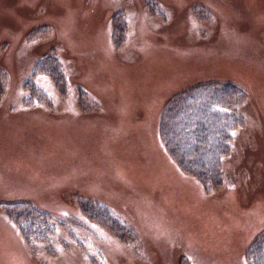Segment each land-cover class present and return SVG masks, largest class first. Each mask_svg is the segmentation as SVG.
<instances>
[{"label":"rangeland","instance_id":"rangeland-1","mask_svg":"<svg viewBox=\"0 0 264 264\" xmlns=\"http://www.w3.org/2000/svg\"><path fill=\"white\" fill-rule=\"evenodd\" d=\"M213 83L241 125L211 190L160 124ZM19 239L24 264H264V0H0V257Z\"/></svg>","mask_w":264,"mask_h":264},{"label":"trees","instance_id":"trees-1","mask_svg":"<svg viewBox=\"0 0 264 264\" xmlns=\"http://www.w3.org/2000/svg\"><path fill=\"white\" fill-rule=\"evenodd\" d=\"M237 96L241 97L230 84H200L171 100L162 113L160 138L167 153L187 175L195 176L211 190L220 184L213 177L223 168V159L232 150L233 131L241 125L235 115L241 101ZM170 118V122H165ZM8 214L24 241L40 246L37 243L44 241L41 236L48 237V230L37 229L11 212Z\"/></svg>","mask_w":264,"mask_h":264},{"label":"bare ground","instance_id":"bare-ground-1","mask_svg":"<svg viewBox=\"0 0 264 264\" xmlns=\"http://www.w3.org/2000/svg\"><path fill=\"white\" fill-rule=\"evenodd\" d=\"M188 177V176H187ZM189 178V177H188ZM191 179V178H190ZM110 233V232H109ZM67 234V233H66ZM67 236H69V234H67ZM12 237L14 238V239H16L15 238V235H14V233H13V235H12ZM22 243V245H24L23 247H22V245L20 244V242ZM26 244H27V242L26 241H24ZM23 242V240L22 239H19L18 241H17V243H18V245H19V247H20V250H18L17 252L16 251H14V252H12L11 253V249H7L9 252H10V254L8 253L7 255H4V256H1L0 257V264H24V263H27V260L29 259V254H28V252L30 253L31 251L29 250V247H26V245H25V243ZM112 242L114 243V245H112V247H114L115 246V248H114V251H116V250H118L119 249V246H120V241H119V239H116L115 238V240H112ZM32 244V243H31ZM30 244V245H31ZM31 248H35V250H37L38 248H39V246H36V245H31L30 246V249ZM43 248V247H42ZM41 249V248H40ZM40 249H39V251H40ZM44 249V248H43ZM71 249V251L73 250V251H77V249H73V246H72V248H70ZM80 249V251H82V252H84V248L83 247H80L79 248ZM82 249V250H81ZM53 250V249H52ZM38 252V251H37ZM82 252H81V254H82ZM21 253V254H20ZM40 254H42V255H40ZM53 254H55V255H57V257H55V262H56V260L57 261H65V263H66V260L68 259V258H70L69 256L70 255H68V253L67 252H64V251H61V252H56L55 250H54V252H53ZM30 255H32V253H30ZM37 256H39L40 258H47V256H46V250L44 251V252H42V253H39V255H37ZM114 256V255H113ZM115 257V256H114ZM84 261V260H83ZM67 264V263H66Z\"/></svg>","mask_w":264,"mask_h":264}]
</instances>
